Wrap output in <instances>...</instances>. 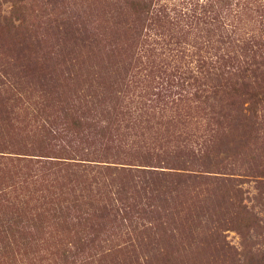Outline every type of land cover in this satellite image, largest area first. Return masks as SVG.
<instances>
[{"label": "rangeland", "instance_id": "obj_1", "mask_svg": "<svg viewBox=\"0 0 264 264\" xmlns=\"http://www.w3.org/2000/svg\"><path fill=\"white\" fill-rule=\"evenodd\" d=\"M0 264H264V0H0Z\"/></svg>", "mask_w": 264, "mask_h": 264}]
</instances>
